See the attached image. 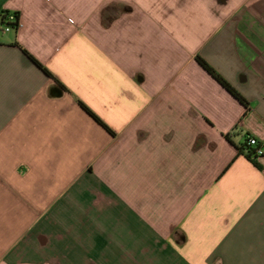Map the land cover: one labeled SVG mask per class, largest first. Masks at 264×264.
Returning a JSON list of instances; mask_svg holds the SVG:
<instances>
[{
    "label": "crops",
    "instance_id": "0c3cea01",
    "mask_svg": "<svg viewBox=\"0 0 264 264\" xmlns=\"http://www.w3.org/2000/svg\"><path fill=\"white\" fill-rule=\"evenodd\" d=\"M248 136L264 0H0V264H264Z\"/></svg>",
    "mask_w": 264,
    "mask_h": 264
},
{
    "label": "trees",
    "instance_id": "16d2710c",
    "mask_svg": "<svg viewBox=\"0 0 264 264\" xmlns=\"http://www.w3.org/2000/svg\"><path fill=\"white\" fill-rule=\"evenodd\" d=\"M11 14L14 15L16 21L12 24H9V25H11L15 29V31H18L20 29V15L18 13L5 12L4 16H3L2 23L4 25L7 24L6 21L9 19V16ZM25 53L33 60V62L36 65L43 68L42 65L34 57H32L30 54H28L27 51H25ZM198 60H199L200 64L206 69V71H208L212 76H214L224 86V88H226L236 99H238L242 104H247L244 97L237 90H235L230 84H228L220 75H218L216 73V71L214 69H212L204 60H202L201 58H198ZM44 70L48 73V71L46 69H44ZM79 104L85 110H87L101 125H103L107 130H109L112 133V131L108 128V126H106L92 111H90V109H88V107H86V105H84L82 102H79ZM250 137H252V136H248L247 142L244 145H242V147H238V150L241 154H244L252 163H254V165L256 167H258L259 169H263L262 165L259 162L260 159H262L263 157H261L257 154V148L256 147H253L249 144L248 141H249ZM226 138L229 141H232L230 134H228L226 136Z\"/></svg>",
    "mask_w": 264,
    "mask_h": 264
},
{
    "label": "built area",
    "instance_id": "2783aa9c",
    "mask_svg": "<svg viewBox=\"0 0 264 264\" xmlns=\"http://www.w3.org/2000/svg\"><path fill=\"white\" fill-rule=\"evenodd\" d=\"M16 21L14 15H10L9 16V19L6 21V23L8 24H5V31L6 32H11V31H14L15 29L9 25V24H12ZM249 144L253 147H256L257 148V154L261 157H264V147L260 146V142L257 138L255 137H250L249 138Z\"/></svg>",
    "mask_w": 264,
    "mask_h": 264
}]
</instances>
